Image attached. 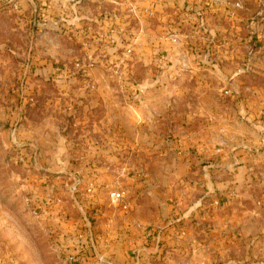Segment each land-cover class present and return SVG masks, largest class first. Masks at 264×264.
<instances>
[{
  "label": "rangeland",
  "instance_id": "obj_1",
  "mask_svg": "<svg viewBox=\"0 0 264 264\" xmlns=\"http://www.w3.org/2000/svg\"><path fill=\"white\" fill-rule=\"evenodd\" d=\"M236 1L209 0L207 13L201 12L208 17L192 33L187 23L186 35L173 40L138 39L160 46L152 56L168 63L169 51L177 46H214L221 52L227 45L235 60L238 47L247 53L261 50L254 66L235 63L231 69L205 71L211 75L206 85L194 82L199 70L140 65L132 33L119 37L122 45L114 51L98 52L99 42L92 34L82 35L80 17L69 16L67 4L54 6L50 19L42 9L33 13L29 3L0 11V264H69L60 226L78 216L65 186L73 181L66 176L77 174L103 198L97 219L90 218L102 222L97 231L102 249L112 236L121 256L124 247L128 250L125 238L136 236L138 245H130L138 248L133 264H264V38L252 36L253 12L238 9ZM105 60L109 68H85ZM241 73L243 82L237 79ZM96 77L107 79L104 88L116 95V120L126 129L119 122L113 133L98 129L94 113L105 106L96 101ZM177 79L180 85L174 84ZM205 90L207 100H202ZM148 94L163 98L145 103ZM194 109L203 115L188 116ZM147 110L154 120L163 117L158 131L143 129ZM241 114L247 119L241 121ZM226 121L233 124L228 131L223 130ZM84 137L100 138L102 146L84 147ZM202 141L211 143L209 151L197 149ZM162 158L166 161L159 163ZM199 160L208 161L203 164L209 176L198 182L206 185L194 189ZM116 190L124 192L127 209L111 200L109 192ZM156 193L161 201L169 195V220L180 225L168 235L173 243L162 239L168 225L151 213L147 219L138 207L146 194ZM194 204L201 210L194 212Z\"/></svg>",
  "mask_w": 264,
  "mask_h": 264
},
{
  "label": "crops",
  "instance_id": "obj_2",
  "mask_svg": "<svg viewBox=\"0 0 264 264\" xmlns=\"http://www.w3.org/2000/svg\"><path fill=\"white\" fill-rule=\"evenodd\" d=\"M0 1H2L1 3L4 4H1L2 6H0V11L5 10V8L10 7V5L15 8H18V6L21 7V5L29 3L33 5V13L37 11V9H42L44 12L46 11L47 14L45 16L48 17L46 19H50V14L52 13L51 11L53 10L54 6L67 4V14L69 16L75 15L77 17H80V19H78L76 23L79 25V31L82 33V35L90 36L92 34L91 36H93L95 40L99 42V45L97 46L98 52L106 50H108L107 52H110L109 50L114 51V48L117 47L118 44H120L118 38L125 36L128 37V35H131L130 33H132L137 39L134 49L138 54H140V65H143L145 67H153L154 65H156V68L160 67L162 69L168 67L173 68L174 70H178V72L186 68L199 70L198 73L197 71L195 72V84L198 83L206 85L207 82L211 80H209V77L211 75L207 73L205 74V71L215 72L216 70L223 71L225 69H231L234 67L235 63H237V65L241 64L242 66L246 64L254 66L256 63V55L261 51L254 49V51H249L247 53V51L244 50V47H238L236 48V51H238L239 53L238 55H236L238 60H235V53L232 52V50H228L229 47L227 45H225L226 47L224 46V52H220L219 48H214V46H206L205 48L197 46H177L172 51H169V53H171V58H169L171 59V63H168L167 61L164 62V60H161V58H158L160 60H156V58L154 59L152 56L153 53L159 52L160 46H152L150 42L146 44L138 43V39H140L139 41L142 42L144 41L143 38H147L149 40L150 36L159 35L165 38L167 37L171 40L180 36H184L186 35V31L182 29V27H184V25L187 23L189 27V32L192 33V31L194 30H199V24L202 23V21L204 23V21L208 17L207 15L203 16L201 12L207 13L206 6H208L209 0H77V2H73L72 0H15L16 3H14V0ZM5 1H7V5H5ZM236 3H238L237 5H239L238 9H245L247 11L249 10L253 12L252 16L249 17L251 19L249 23L250 28L253 29L252 36L255 37L256 40L264 38V29H262L264 22L261 23L262 20L264 21V0H247V2L244 0H238L236 1ZM211 6L212 5H210V8L208 9L212 10ZM199 8L200 12L198 11L195 14L196 9L199 10ZM69 19L72 20V18H66V22H72ZM218 19L220 18H217V20ZM35 20L37 21V18H35ZM173 20L175 21L172 22ZM194 24L196 25L194 26ZM119 26L122 27V32L119 31ZM155 26L156 30L158 31L157 34H155ZM169 29L173 31L168 33L167 31ZM241 35H243L242 37H244V34ZM218 51L220 54L218 53ZM108 65V62L105 60L100 62V64H95L91 66V63H89L88 65L84 66L86 69L92 70L100 67H108ZM222 77H224L226 81L229 80V77L226 75L224 76V74H222ZM244 77V73H241L237 76V79L239 82H243ZM94 79L97 82V90H99V92L95 95L96 101L98 100L104 102L103 106H105V109L102 111V113H94V122H98V129L103 128V130L107 131L108 134L113 133L114 130H116V126L118 124L117 122L120 123V126L124 125V129H126L125 123L116 120V112L113 109V103L115 102L116 95L111 91L109 87H107L108 89L104 88L106 84L108 85L107 79H101L98 77ZM173 82L174 84L175 82H177L176 84L180 85L179 79ZM206 92L208 91L205 90L204 93H202V100H207ZM159 97L163 98V96L160 94H148L145 96L144 102L149 103V101H154ZM171 100H173L174 102V100H176V97L171 98ZM147 107L153 108V106ZM156 114H159V112H157ZM189 114H192L193 117V114L203 115V112L202 109H194L193 111L189 110L188 116ZM142 116L143 118H145V122L143 124V129L145 130L152 129L154 127L158 131V128L163 123V117L162 119L157 117L154 120V116H151L148 110L147 113L143 114ZM239 117H242L241 121H243V118L247 119L245 115ZM126 123L128 122L126 121ZM230 127H233V124L229 121H226V125L225 127H223V130L228 131ZM93 129L94 131H96L94 127ZM81 140L84 144V147L85 145H88V147L90 148L102 146V144L100 143V138L98 139L99 142L97 140H87V138L85 137ZM108 143H113V141L110 140ZM196 145H198L197 149H203L206 152L211 149V143L207 141L198 142ZM225 145H228V142H225ZM236 145L237 147H239L242 144ZM162 159L163 160H160L159 163H164L166 161L165 158ZM197 162L199 168L195 167V173H198L199 176L195 179L196 181L194 189L197 188V184L201 187L206 185L204 184L202 186V184L198 182L201 181L202 178L206 180L209 176V169L207 167L208 165L203 164L207 163L208 161L199 160ZM68 177H71L73 179V181L70 182L65 181L66 190L68 196L70 197L69 206L71 207V209H74L78 212V216H76L74 221L72 222L67 220L66 224L61 223L62 226L60 227L64 228L62 230L59 240L64 243L62 244L63 251H65L68 255L77 254V252L82 249L81 252L84 254V256L82 257L81 262L84 261L85 263L90 264H116L115 261H125L133 264L137 255L135 254L136 249H138H132L133 245H138V240H136V236L130 235L128 236V238H125L124 243L127 244L128 250H126L124 247L121 250V256H119L120 251L118 250V242H114L113 240H111L112 236H110V238H107V244H104V248L102 249L103 238L98 237L99 235L97 234V231H99L102 226V222L92 221L90 220V218L97 219L96 214L99 212V208H101V202L103 198L101 197V194H99V191L97 192L95 187L91 193L86 191L85 187H87L88 184H85V180L82 176L77 174L74 176L67 175L66 178ZM97 179H101V177L97 176ZM148 180L149 179H146V182L148 183L146 184L144 191L149 190L151 175L150 182ZM75 183L77 185L76 188L71 190V187ZM163 190L165 191L164 194H168V188L164 187ZM167 196L169 197V195H166V197ZM159 197L161 196H158L157 193L156 195L152 194V196H148L146 194L144 196V199L139 203L138 207L140 210H144V212L147 213V219H149L148 214L151 213L158 218L160 217V219H162L161 221L163 224L166 223L168 225L166 230L162 232V239H165V237H167V241L165 243H173V241H169L172 235H168L172 232V229L178 228L180 227V225L175 222H172V220H169V214L171 211V207L173 206L170 205V198H165V196L163 195V200L161 201L159 200ZM106 199H108L107 196ZM155 199L156 202H153ZM171 199H174V197H172ZM196 200L197 199L195 198V202ZM178 201H180V198H178ZM151 206L156 207V211L150 208ZM137 210L138 208L136 209V211ZM200 210V207L195 206L193 211L197 212ZM91 214L94 215L91 216ZM111 225V222H109L107 223L108 227L105 225H103V227L110 228ZM140 228L141 230H144L146 229V226H140ZM164 245L165 244L162 242L161 247ZM193 246L196 248L198 247V245L196 244H193ZM143 249H145V253L148 254L149 247H145ZM193 250L195 251V249ZM196 251L200 252L199 248H197ZM193 255V257H196V252H194Z\"/></svg>",
  "mask_w": 264,
  "mask_h": 264
},
{
  "label": "built area",
  "instance_id": "obj_3",
  "mask_svg": "<svg viewBox=\"0 0 264 264\" xmlns=\"http://www.w3.org/2000/svg\"><path fill=\"white\" fill-rule=\"evenodd\" d=\"M12 1V0H11ZM73 2H77V0H72ZM16 1L14 0V3ZM125 50L129 53L131 51V48H125ZM77 186V185H76ZM76 186L73 188L75 189ZM71 189V190H73ZM87 192H92V190L94 189V185L92 182L88 183L87 187H85ZM110 198L113 202H120V205L123 209H127V207L129 206V202L126 200L125 198V194L123 191H112L110 193ZM82 249H80L79 252H77V254H68L65 259L69 262V264H79L82 260V257L84 256V254L81 252Z\"/></svg>",
  "mask_w": 264,
  "mask_h": 264
},
{
  "label": "water",
  "instance_id": "obj_4",
  "mask_svg": "<svg viewBox=\"0 0 264 264\" xmlns=\"http://www.w3.org/2000/svg\"><path fill=\"white\" fill-rule=\"evenodd\" d=\"M76 186V183L71 187V189H73Z\"/></svg>",
  "mask_w": 264,
  "mask_h": 264
}]
</instances>
